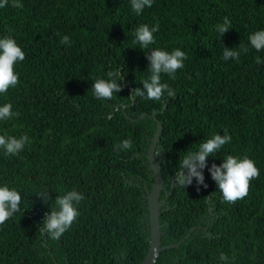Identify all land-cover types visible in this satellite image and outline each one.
Instances as JSON below:
<instances>
[{
    "label": "trees",
    "instance_id": "16d2710c",
    "mask_svg": "<svg viewBox=\"0 0 264 264\" xmlns=\"http://www.w3.org/2000/svg\"><path fill=\"white\" fill-rule=\"evenodd\" d=\"M18 2L22 8L12 0L0 8V38L11 35L25 52L14 66L19 83L0 94V106L11 103L19 116L0 121V135L27 134L29 141L17 155L0 149V187L22 197L20 211L0 225V264H141L149 249L154 178L146 154L154 112L163 124L156 152L169 191L162 245L179 242L195 226L155 264H264V50L249 40L264 30V0H153L140 15L131 0ZM225 17L231 24L221 36L216 27ZM157 23L155 44L142 50L133 42L135 29ZM64 36L69 42L62 44ZM242 46L248 51L239 60L223 59L225 47ZM154 48L186 53L175 79L162 74L175 97L165 91L159 101L133 100L150 75L147 55ZM117 70L122 91L97 99L94 81ZM225 132L232 139L207 158L204 183L193 177L178 185L187 152ZM126 139L130 149L116 147ZM227 155H247L260 170L249 194L234 203L223 200L210 171ZM73 189L84 197L75 205L80 214L54 239L41 227L56 197ZM42 192L51 197L47 203Z\"/></svg>",
    "mask_w": 264,
    "mask_h": 264
},
{
    "label": "clouds",
    "instance_id": "9594fccd",
    "mask_svg": "<svg viewBox=\"0 0 264 264\" xmlns=\"http://www.w3.org/2000/svg\"><path fill=\"white\" fill-rule=\"evenodd\" d=\"M9 0H0V8L8 6ZM153 0H131V10L140 15L145 7L151 8ZM12 7L22 8L23 5L18 0H12ZM230 20L225 17L222 25L216 27V31L223 36L229 31ZM159 23L154 27L148 24L139 25L134 32V43L141 45V49H146L150 45L155 44L154 33L159 31ZM250 45L256 50H264V30L255 31L249 36ZM69 37L64 36L61 40L62 44L68 43ZM241 51L247 52V47L229 49L225 47L223 59L230 57L239 60ZM187 56L184 51L176 48L172 51L161 48H154L147 55L150 64L147 70L150 75L143 79V88L137 87L132 92L130 98L135 100L136 97H144L147 100L159 101L165 91L169 97H175L174 90L167 84L162 83V74L168 75L175 79V73L184 67V61ZM25 60V52L18 46L16 40L11 36L0 38V94H7L10 88L16 87L19 83V73L15 72L14 66ZM257 63H261L260 57L256 58ZM124 77L121 71H108L107 79L97 78L93 83V95L100 100H110L114 97V93H120L122 86L120 81ZM119 80V83L117 82ZM13 105L5 103L0 106V121H6L14 116H19L18 112L12 111ZM232 137L225 132L224 135L214 134L205 142L199 144L198 150L188 151L180 162V169L176 172V181L180 186L188 185L192 182V178L196 177L199 184L204 183L203 169L207 166V158L218 153L222 146L229 143ZM29 141L27 134L20 138L15 136L2 134L0 135V149H3L6 155H17L23 151L26 142ZM117 148L130 149L132 147L131 139H126L122 144H118ZM188 169L187 175L183 169ZM200 169V171H198ZM211 175L218 186V190L223 194V200L227 203H234L249 194L250 181L256 179L260 175V170L256 166L253 159L247 155L240 156L227 155L224 162L220 165L215 163L212 165ZM207 187V185H204ZM47 203L50 195L47 192L39 194ZM84 199L83 195L75 189L68 191L64 195H58L55 199V207L51 210L44 221L42 231L48 233L52 238L59 239L61 235L73 224L74 220L79 216V212L75 205H78ZM21 194L16 188H9L7 184L0 187V225L11 218L14 213L20 211ZM75 202V204L73 203ZM220 259L228 261V256L221 253Z\"/></svg>",
    "mask_w": 264,
    "mask_h": 264
},
{
    "label": "water",
    "instance_id": "95a60500",
    "mask_svg": "<svg viewBox=\"0 0 264 264\" xmlns=\"http://www.w3.org/2000/svg\"><path fill=\"white\" fill-rule=\"evenodd\" d=\"M125 114L127 115L128 118L132 120L134 119L126 112ZM146 115L147 113H142L139 117L142 118ZM151 116L153 117V119L156 120L157 125L154 135L151 138L146 157L149 161V168L152 170L154 180L152 182L151 190L147 195L148 206H149V223H150L148 236H147V240L149 242V249L141 264H155L157 257L162 250L169 247L179 246L183 242V240L186 237H188L195 229V226H192L190 230L187 232L185 238H183L177 243L162 245V232H161V222H160L162 201L160 200V195H161V190L164 188V177H163L161 160L156 157L155 153L163 129V124L160 121V119L157 117L155 112ZM167 193L169 194V192Z\"/></svg>",
    "mask_w": 264,
    "mask_h": 264
},
{
    "label": "bare ground",
    "instance_id": "6f19581e",
    "mask_svg": "<svg viewBox=\"0 0 264 264\" xmlns=\"http://www.w3.org/2000/svg\"><path fill=\"white\" fill-rule=\"evenodd\" d=\"M164 188H165V186H164ZM164 188L161 190V195L164 193V194H166L168 196L167 192H169V191H165ZM150 190H151V188H148V193H149ZM161 195H160V200L162 201V205H163L164 203H166V198H165V200L161 199ZM162 205H161V210H162ZM160 215H161V212H160ZM160 222H161V220H160ZM161 227H162V224H161Z\"/></svg>",
    "mask_w": 264,
    "mask_h": 264
},
{
    "label": "flooded vegetation",
    "instance_id": "af4514ba",
    "mask_svg": "<svg viewBox=\"0 0 264 264\" xmlns=\"http://www.w3.org/2000/svg\"><path fill=\"white\" fill-rule=\"evenodd\" d=\"M155 154H156V157H157L158 159H160V158H159V154H158L157 152H156ZM165 198H166V195L163 193V194L161 195V199L165 200Z\"/></svg>",
    "mask_w": 264,
    "mask_h": 264
}]
</instances>
